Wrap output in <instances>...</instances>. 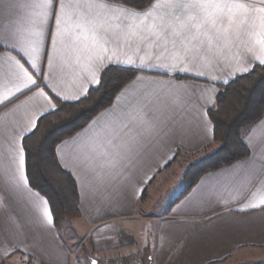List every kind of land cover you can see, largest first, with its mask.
<instances>
[{"label":"crops","instance_id":"crops-1","mask_svg":"<svg viewBox=\"0 0 264 264\" xmlns=\"http://www.w3.org/2000/svg\"><path fill=\"white\" fill-rule=\"evenodd\" d=\"M242 2L264 7L262 0ZM38 3L0 0V40H4L0 46V100L15 92L17 73L26 71L38 84L0 104V262L76 264L74 250L56 227L48 200L29 183L23 139L59 101L84 97L97 85L92 73L100 81L110 65L139 71L110 105L56 146L60 164L78 185L82 232H86L84 256L88 254L89 263L93 254L119 256L136 250L151 264H214L238 252L264 248V205L255 195L264 192V117L242 129L250 149L248 157L204 173L181 195L183 187L163 212L152 213V197L170 187L162 178L166 169L213 141L209 109L216 104L221 86L260 64L255 60L261 54L257 40L264 34L259 22L249 18L238 31L213 32L209 44L203 36L192 40L187 31L178 37L152 34L147 30L151 17L145 25L135 27L138 22L125 14L108 19L118 14L114 8L84 7L86 3L111 6L122 2L63 0L65 33H58L56 19L50 15L41 41ZM59 5L57 0V15ZM86 13V20L96 16V23L103 24L96 28L95 42L91 24L78 26ZM173 13L182 17L184 10L179 6L158 9L157 16L164 19L158 27L174 24ZM37 41L38 56L28 48ZM174 57L179 59L173 67ZM128 59L136 65L116 62ZM242 67L250 70L237 71ZM184 68L188 71L177 70ZM45 79L54 92L44 86ZM41 90L47 99L36 95ZM146 207L152 214L144 218L140 212Z\"/></svg>","mask_w":264,"mask_h":264},{"label":"trees","instance_id":"trees-1","mask_svg":"<svg viewBox=\"0 0 264 264\" xmlns=\"http://www.w3.org/2000/svg\"><path fill=\"white\" fill-rule=\"evenodd\" d=\"M114 1L142 9L153 0ZM138 71L120 65L106 67L99 83L84 97L76 101H59L57 108L42 115L36 127L24 137L29 183L48 200L56 227L60 228L65 218L82 215L77 182L60 164L57 144L74 135L110 105L118 91ZM209 115L214 123V138L205 149L215 144H218L217 148L186 169L183 174L186 187L181 195L189 191L204 173L249 156L250 149L244 141L242 129L264 117V65L257 64L248 73L222 85ZM141 264L151 263L142 260Z\"/></svg>","mask_w":264,"mask_h":264},{"label":"snow or ice","instance_id":"snow-or-ice-1","mask_svg":"<svg viewBox=\"0 0 264 264\" xmlns=\"http://www.w3.org/2000/svg\"><path fill=\"white\" fill-rule=\"evenodd\" d=\"M262 3H264V0H262ZM56 4L57 0H39V3L36 5V7H39L41 9L40 28L37 33L39 40L41 41L44 38V26L48 23L50 15L56 19L58 33L60 35H63L65 33L64 17L66 15V5L63 3V0H60L59 6L61 12L60 15H57ZM178 6L183 8L184 10L183 16H175V14L173 13L174 19L176 21L174 24H168L167 28L158 27V24L161 26L164 24V19L157 16L158 9H160L161 7L175 9ZM84 7L89 9H91L92 7H98L104 10H110L114 8L116 9L118 14L110 16L108 17V19H118L119 14H125L130 21L138 22V24H135V27L145 25V23L151 17L152 23L147 25V30L152 34L159 35L161 32H164L172 35L173 37H178L181 36L185 31H187L192 33V40H198L201 36H203L205 39H207L209 44H211V34L213 32L227 33L229 30L238 31L239 28L249 20V18H251L254 23L259 22L260 26L264 28V7H256L255 5L246 4L242 2V0H154V2L150 6L144 8L143 10L128 8L123 3L120 5L111 6L106 3H101L98 5L86 3ZM86 16L87 13L84 16L80 17V21L82 23L78 24V26H83V23L91 24L92 37L93 41L95 42L96 28L103 26V24L96 23V16L92 17L90 20H86ZM100 19L102 22H106L104 21L103 17H101ZM225 21L227 22L226 25ZM129 27L133 28V34H135L134 25H130ZM173 43H175V40H173ZM257 44L260 46L261 54L256 55L255 60L258 61L261 65H264V34H261L259 36ZM3 45L4 40H0V46ZM11 47L13 49H16L17 45L13 44ZM28 48L30 53H35L36 56H38L39 41H37L35 44H30ZM21 51H23V47H21ZM97 59L101 62L103 61L102 56H97ZM177 59H179V57L173 58V67L175 66V62ZM116 62L126 63L131 66L136 65V61L132 59H128L126 61L117 60ZM28 63H30V66L33 69L37 68L36 63L31 61H28ZM140 63L141 65H143V58H141ZM15 64L17 67H22L19 65V61H15ZM177 70L188 71L187 68ZM249 70L250 69L248 67L237 69V71L243 72H248ZM16 80L18 83L13 84L15 92L10 91L7 96L3 97V99L0 100V104L5 103L16 93H19L24 89L30 90L32 87L38 86L37 80L34 79L32 75H30L26 71H23L22 74L17 73ZM92 82L97 84L99 83L96 72L92 73ZM44 86L53 92L55 91V89L52 88L51 84L48 83L47 79L44 80ZM36 95L45 96V93L43 92V90H41L40 92L36 93ZM57 95H59V93H57ZM45 99H47L46 96ZM50 107H55V105H50ZM35 126L36 125H33V127ZM205 126L207 127V124H205ZM255 195L259 198L260 204L264 205V192L258 191ZM255 206L256 205H253V207ZM45 215L48 217L49 222H51L52 217L50 211L46 210ZM91 264H97V262L93 260Z\"/></svg>","mask_w":264,"mask_h":264},{"label":"rangeland","instance_id":"rangeland-1","mask_svg":"<svg viewBox=\"0 0 264 264\" xmlns=\"http://www.w3.org/2000/svg\"><path fill=\"white\" fill-rule=\"evenodd\" d=\"M218 144L213 145L212 148L209 149H204L201 152L193 155L192 157H189L188 159H180L179 164L175 163L170 165L166 171L164 176L162 177L163 180H167V185L170 187L167 189V192L163 193L159 197H152L154 201V209H153V214H160L163 212L169 205L170 201L175 198L180 191L183 189V187H186L185 181H182V175L185 173L186 169L193 164L194 162L198 161L199 159L203 158L210 152L214 151L217 148ZM161 180L157 181L156 184ZM148 208H144L140 212V215L144 218L149 217L152 214ZM144 218L141 220V222L144 224L145 221ZM82 220L81 216L80 217H74V218H65L62 221V224L60 226V230L62 232V235L67 239V241L70 243L72 249L74 250V255L76 258V264H82V259L85 260V264H90L88 258L84 256L86 253V249H84V237L86 232H82ZM239 253V252H238ZM236 254L233 256V258L223 261V262H218L214 264H264V248L260 250H254L252 252L246 251L241 254ZM135 255L134 259L132 260L131 257L129 258L128 256ZM95 260V258H98L104 262V264H141L142 260L148 261L149 258L144 257V255L136 250L131 251L127 254H119L120 257H122V260L120 262L118 261H113L114 257L118 256H101L99 254H93L92 255ZM118 256V257H119ZM102 257V258H100ZM87 259V260H86ZM110 260L108 263H105L106 260ZM112 260V261H111ZM150 261V260H149ZM1 264H5L4 262H0ZM151 263V262H150Z\"/></svg>","mask_w":264,"mask_h":264},{"label":"built area","instance_id":"built-area-1","mask_svg":"<svg viewBox=\"0 0 264 264\" xmlns=\"http://www.w3.org/2000/svg\"><path fill=\"white\" fill-rule=\"evenodd\" d=\"M129 258L131 257V259L133 260L134 259V257H135V255H131V256H128ZM100 258H102V257H100ZM103 259V258H102ZM114 260L113 261H118V262H120L121 260H122V257H118V256H116V257H114L113 258ZM95 260L98 262V263H101V264H104V263H102V262H104V261H102L101 262V260L100 259H98V258H95ZM110 260H106L105 261V263H108ZM112 261V260H111Z\"/></svg>","mask_w":264,"mask_h":264},{"label":"water","instance_id":"water-1","mask_svg":"<svg viewBox=\"0 0 264 264\" xmlns=\"http://www.w3.org/2000/svg\"><path fill=\"white\" fill-rule=\"evenodd\" d=\"M95 261H96V260H95ZM96 262H97V261H96ZM97 264H101V263H98V262H97Z\"/></svg>","mask_w":264,"mask_h":264}]
</instances>
